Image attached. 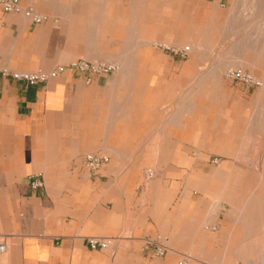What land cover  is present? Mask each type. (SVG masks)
<instances>
[{
  "label": "crops",
  "instance_id": "1",
  "mask_svg": "<svg viewBox=\"0 0 264 264\" xmlns=\"http://www.w3.org/2000/svg\"><path fill=\"white\" fill-rule=\"evenodd\" d=\"M230 2L0 6V264H264V84L228 76L226 46L251 45L225 36ZM79 60L116 70L14 76Z\"/></svg>",
  "mask_w": 264,
  "mask_h": 264
},
{
  "label": "built area",
  "instance_id": "2",
  "mask_svg": "<svg viewBox=\"0 0 264 264\" xmlns=\"http://www.w3.org/2000/svg\"><path fill=\"white\" fill-rule=\"evenodd\" d=\"M0 6L7 13L19 12L21 9L20 0H0ZM27 15L30 16L31 13L28 12ZM36 21L39 22L40 18H37ZM172 52L175 55H178L182 58H188L191 53V48L184 47L182 49H173ZM67 69H71L80 74L85 75V81L87 84H90L93 80V77L96 75L111 74L116 70L114 66L109 64L79 60L72 63L70 66L59 68L51 75L36 72V73H22V74L20 73V74H15L14 76L17 79L22 80L28 84L35 85L42 82H46L50 79L51 76H56L59 73H63ZM229 76L234 80L245 82V84H247L250 87L261 86V82L256 77L246 72L233 71L230 72ZM108 161L109 159L106 156L89 154L85 158V165L88 170H90L93 173H97L102 169V167L106 163H108ZM109 242L110 240L108 239H101V238L89 239V243L92 246V248H97V247L105 248L109 244ZM149 243L150 245L155 247V252L159 256H164L169 252L167 246L164 245L159 240L151 241ZM6 251H7L6 241H0V254L5 253ZM180 264H187V262L182 261Z\"/></svg>",
  "mask_w": 264,
  "mask_h": 264
},
{
  "label": "rangeland",
  "instance_id": "3",
  "mask_svg": "<svg viewBox=\"0 0 264 264\" xmlns=\"http://www.w3.org/2000/svg\"><path fill=\"white\" fill-rule=\"evenodd\" d=\"M264 20V0H231L228 8L225 12V21H226V29L225 36H231L233 41L236 37L248 39V42H251V45H241L238 48H241L242 51L236 53L232 60L231 67L227 69V72L233 71H241L246 72L251 75H254L258 80L263 79L254 73V69L250 66L242 67L239 63H244L248 61V58L252 56V47L255 46L254 41L258 39L256 33L259 32V27ZM236 25H240V28H236ZM229 38V37H228ZM261 41H264V36L260 38ZM260 41V42H261ZM237 42V41H236ZM260 46L259 52H256V55L263 65L257 66L256 71L261 74H264V44H258ZM236 50V44L226 46ZM251 55H250V53ZM245 54V55H244ZM250 69V70H249ZM256 72V73H257ZM229 76V75H228ZM230 77V76H229ZM231 78V77H230ZM232 79V78H231ZM234 80V79H232ZM235 82H241L245 84V82L234 80ZM264 83V81H263ZM247 85V84H245ZM248 86V85H247ZM250 87V86H249ZM260 86L250 87V88H258Z\"/></svg>",
  "mask_w": 264,
  "mask_h": 264
},
{
  "label": "bare ground",
  "instance_id": "4",
  "mask_svg": "<svg viewBox=\"0 0 264 264\" xmlns=\"http://www.w3.org/2000/svg\"><path fill=\"white\" fill-rule=\"evenodd\" d=\"M263 22L261 23L260 27H259V32L256 33V36L258 37V39H256L254 41L255 46L252 47V52H254V54L252 53V56L250 57V59L248 58V61L244 63H239L241 64L242 67L245 66H250L251 68H257V66L263 65V63L260 61L261 59H259L256 55V52H259L258 50H260V46L258 44H260L261 40L260 38L264 36V20H262ZM236 40V39H235ZM239 44H237L236 46H238ZM196 46V45H195ZM194 46V47H195ZM200 46V45H199ZM198 46V47H199ZM264 47V46H263ZM200 48V47H199ZM198 49L197 47H195V50ZM198 51V50H197ZM196 52V51H195ZM200 52V50L198 51ZM197 53V52H196ZM198 54V53H197ZM200 54V53H199ZM215 70V69H214ZM250 70V69H249ZM215 73V72H214ZM213 74V73H212ZM254 76V75H253ZM255 77V76H254ZM261 82V86L264 84L262 80H259ZM229 93V92H228ZM214 96V95H213ZM204 98V97H203ZM201 99V98H200ZM221 99V98H220ZM225 101V100H224ZM212 102V101H211ZM236 104V103H235ZM210 107V106H209ZM198 108V107H197ZM233 108V107H232ZM209 109V108H208ZM194 110V109H193ZM198 111V110H197ZM196 112V111H195ZM227 112V111H226ZM228 113V112H227ZM236 114V113H235ZM200 115V114H199ZM227 115V114H226ZM257 115V114H256ZM259 116V115H258ZM208 119V118H207ZM195 120V119H194ZM198 121V120H197ZM251 123V122H250ZM209 133V132H208ZM220 138V137H219ZM213 144V143H212Z\"/></svg>",
  "mask_w": 264,
  "mask_h": 264
}]
</instances>
